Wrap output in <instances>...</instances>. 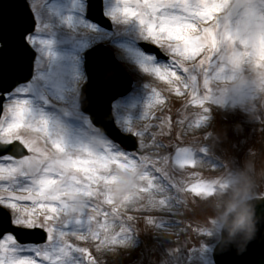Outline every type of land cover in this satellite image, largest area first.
Returning a JSON list of instances; mask_svg holds the SVG:
<instances>
[{
    "label": "snow or ice",
    "instance_id": "snow-or-ice-1",
    "mask_svg": "<svg viewBox=\"0 0 264 264\" xmlns=\"http://www.w3.org/2000/svg\"><path fill=\"white\" fill-rule=\"evenodd\" d=\"M13 2L16 11L0 9V264H101L99 253L123 246L124 235L141 222L156 226L155 214L182 208L189 193L197 200L211 197L212 178H182L188 166L196 167L199 154L208 155L207 146L163 153L170 145L158 137H171L176 124L182 135L189 116L202 130L217 107L243 102L230 99L222 81L247 75L256 99V87L264 88V0H115L112 7L107 0H74L85 26L102 33L96 37L101 45L120 43L104 19L112 25L135 20L140 31L121 45L117 59L188 97L180 102L178 120L170 112L157 116L153 109L163 112L166 98L149 83L141 116L147 124L118 113L97 123L89 115L80 135L66 123L70 113L52 116L37 109L32 85L24 83L37 71L42 77L57 75L41 63L54 55L52 42L41 35L47 25L38 9L46 0ZM66 19L72 23L71 16ZM109 69L115 68L104 56L88 61L61 107L77 112L72 105L87 77L106 80ZM189 105L196 111L189 113ZM255 108L264 120V106ZM128 171L139 176L138 193L118 201L113 185ZM137 211L143 213L139 218L133 215ZM170 223L167 219L165 227ZM193 223L194 236L172 251L175 264H222L217 253L231 249L213 241L200 220ZM250 251L248 245L243 254Z\"/></svg>",
    "mask_w": 264,
    "mask_h": 264
},
{
    "label": "rangeland",
    "instance_id": "rangeland-1",
    "mask_svg": "<svg viewBox=\"0 0 264 264\" xmlns=\"http://www.w3.org/2000/svg\"><path fill=\"white\" fill-rule=\"evenodd\" d=\"M134 2L135 0H130V3ZM114 4L115 0H107L106 6L112 7ZM38 13L42 23L47 25V30L41 35L52 42L51 50L54 53L52 57L45 55L41 63L47 62L48 68L56 71L57 75L52 78L51 72L43 77L38 74V71L33 74L32 80L28 83L32 85L31 94L34 97V104L37 109H42L52 116H58L61 111L70 113L66 123L75 134L80 135L86 130L88 120V116L81 111V89L78 90L75 103L72 105V108L78 109L74 114H71L70 108L61 107V102L68 100V93L72 90L77 79V72L72 73L73 70L77 68L79 74L84 75V61L79 59L78 52L83 51L84 47L100 45L96 37L102 33L93 31L92 27L85 26V23L81 21L80 11L70 5V0H46L45 5L38 9ZM69 16L73 18L72 23L66 19ZM139 31L140 25L135 20L118 21L114 24L112 36L120 43L108 47L114 52L116 58L121 45L137 36ZM118 60L131 75L134 83L131 93L114 103L113 114L118 113L122 118L137 120L138 124H147L148 120L142 119L141 116L149 100L148 85L153 83L158 86V90H162L163 96L166 98L163 112L160 108L154 107V114L163 116L170 112L173 120H178L181 117L182 114L178 111L180 102L186 101L188 97L168 91L165 82L145 76L130 64H126L122 57ZM240 76L235 80H228L230 84H227V81H222L220 87L228 90L230 99L243 98V102L217 107L210 121L211 126L208 125L204 128L209 131L201 139L191 141L184 137V135L190 134L189 128L193 127L192 129L196 130L191 124V116L184 122L182 135L181 125L176 124L171 137L167 134L158 137L170 145L168 148L161 149L163 153H174L176 148L181 146L199 149L201 144L211 142L207 148L212 150L217 161L222 162L216 169L219 174L195 173L193 175L189 172V169L193 167L188 166L184 170L183 180L193 182L201 178H212L213 180L236 168L249 149L257 148L264 151V120H261V113L255 108L256 104L264 106V102H262L264 101V93H262L264 88L256 87V99L253 100V88L249 77L242 75L243 78H240ZM241 82H244L243 87H239ZM195 111V106L189 105L188 112ZM153 123H158V121H153ZM139 183L137 173L131 171L121 173L120 179L113 185L116 199L121 201L128 196L134 198L138 193ZM193 197L194 194L189 193L184 206L173 213L178 219V223L175 224V228L180 231L178 238L154 236L156 226L141 222L138 225V230L129 233L128 237L132 245L122 247L121 250L114 253H99L101 264H175V262H168L167 259L169 250H172L171 244H183L189 237H193V230L196 226L194 221L200 220V223L209 227L205 222L206 217L211 213V209L207 206L208 198L197 200ZM131 206L130 204L129 207ZM133 215L139 218L143 213L137 211ZM200 238L202 237H197V239ZM212 240L215 241L213 237Z\"/></svg>",
    "mask_w": 264,
    "mask_h": 264
},
{
    "label": "clouds",
    "instance_id": "clouds-1",
    "mask_svg": "<svg viewBox=\"0 0 264 264\" xmlns=\"http://www.w3.org/2000/svg\"><path fill=\"white\" fill-rule=\"evenodd\" d=\"M243 86L241 82L239 87ZM212 182L215 191L208 198L211 213L205 222L221 248L235 247L243 254L260 231L258 204L264 199V151L249 149L236 168Z\"/></svg>",
    "mask_w": 264,
    "mask_h": 264
},
{
    "label": "water",
    "instance_id": "water-1",
    "mask_svg": "<svg viewBox=\"0 0 264 264\" xmlns=\"http://www.w3.org/2000/svg\"><path fill=\"white\" fill-rule=\"evenodd\" d=\"M0 9L5 13H9L16 11L18 5L13 0H0ZM97 19H101L98 13ZM104 23H109L112 28L110 21L104 19ZM99 56L106 57L116 70H107L105 72L106 80H101L99 75L91 74L90 83L84 88L82 103L84 111L97 123H107L109 122L108 117L112 115L113 102L120 97L126 96L131 91L132 79L115 59L113 53L105 47L100 46L94 49L88 56V61L94 60ZM25 73H28L27 59L25 60ZM32 74L28 75V80L25 82L31 79ZM111 130L114 135L119 134L115 128ZM258 211L262 216L260 231L256 239L249 244L250 253L239 254L235 247H232L228 253L221 254L218 252L217 255L221 256L222 264H261V261L264 260V203L259 202ZM30 231L35 232L38 230Z\"/></svg>",
    "mask_w": 264,
    "mask_h": 264
},
{
    "label": "bare ground",
    "instance_id": "bare-ground-1",
    "mask_svg": "<svg viewBox=\"0 0 264 264\" xmlns=\"http://www.w3.org/2000/svg\"><path fill=\"white\" fill-rule=\"evenodd\" d=\"M55 1H59V0H55ZM70 5L74 6V0H70ZM79 55V52L78 54ZM78 72V69L75 68L73 70L72 73H76ZM227 84H230V82H226ZM211 126V123H209V127ZM193 128V127H192ZM189 128V133L187 135H184L185 138L191 140V141H195L198 139H201L206 132H208L209 130L206 129H192ZM211 144V142H205L203 144H201L200 147L202 146H207L209 147V145ZM200 157L202 158H198L197 160V165L194 168L189 169V172L191 173H210V174H219L217 169V166L222 164V162L217 161V159L213 156L212 154V150L208 149V155L204 156L203 154H199ZM221 172V171H220ZM174 212H166V213H156L155 215L160 216L159 217V223L156 225L155 231L153 233L154 236H163V237H171L173 239L178 238L180 236V231L178 229L175 228V224H177L178 219L176 218V216H174L173 214ZM167 219L171 222L170 226L165 227L166 223H167ZM129 234L124 235L123 239L125 240V244L113 251H110L109 253H114L117 252L119 250L122 249V247H125L127 245H132L131 241H129ZM135 242V241H134ZM172 250H169V254L167 255V259L168 262L170 263H174L176 261V256L172 255V251L173 249L176 248L177 243H172Z\"/></svg>",
    "mask_w": 264,
    "mask_h": 264
}]
</instances>
